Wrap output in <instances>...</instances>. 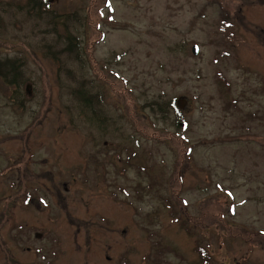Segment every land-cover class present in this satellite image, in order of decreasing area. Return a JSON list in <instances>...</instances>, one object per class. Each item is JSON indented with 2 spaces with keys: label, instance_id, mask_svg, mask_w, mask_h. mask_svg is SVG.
Returning a JSON list of instances; mask_svg holds the SVG:
<instances>
[{
  "label": "rangeland",
  "instance_id": "obj_1",
  "mask_svg": "<svg viewBox=\"0 0 264 264\" xmlns=\"http://www.w3.org/2000/svg\"><path fill=\"white\" fill-rule=\"evenodd\" d=\"M0 60V264H264V0H0Z\"/></svg>",
  "mask_w": 264,
  "mask_h": 264
},
{
  "label": "trees",
  "instance_id": "obj_2",
  "mask_svg": "<svg viewBox=\"0 0 264 264\" xmlns=\"http://www.w3.org/2000/svg\"><path fill=\"white\" fill-rule=\"evenodd\" d=\"M33 0H27V4L30 5ZM71 41V39H70ZM74 44L70 43L68 47V51L73 52ZM1 61V60H0ZM8 62L1 63L0 62V78L7 84H15L14 81L17 80L18 66L16 64H5ZM199 253L205 255L204 252L200 249Z\"/></svg>",
  "mask_w": 264,
  "mask_h": 264
},
{
  "label": "water",
  "instance_id": "obj_3",
  "mask_svg": "<svg viewBox=\"0 0 264 264\" xmlns=\"http://www.w3.org/2000/svg\"><path fill=\"white\" fill-rule=\"evenodd\" d=\"M198 51H199L198 47H194V48H193V53H194L195 55L198 53ZM184 104H185L184 101H178V106H179V108H183Z\"/></svg>",
  "mask_w": 264,
  "mask_h": 264
}]
</instances>
